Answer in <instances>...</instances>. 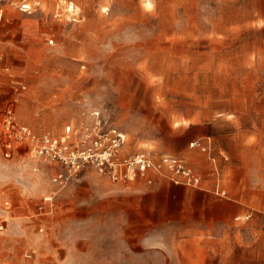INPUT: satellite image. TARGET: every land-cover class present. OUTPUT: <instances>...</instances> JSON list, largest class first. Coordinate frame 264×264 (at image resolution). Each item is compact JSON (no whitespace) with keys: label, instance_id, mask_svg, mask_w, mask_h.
<instances>
[{"label":"rangeland","instance_id":"1","mask_svg":"<svg viewBox=\"0 0 264 264\" xmlns=\"http://www.w3.org/2000/svg\"><path fill=\"white\" fill-rule=\"evenodd\" d=\"M8 109L19 126L49 134L73 157L116 130L126 138L121 162L141 152L173 155L203 180L226 173L264 190V0H0V121ZM207 140L217 169L190 147ZM17 146L6 159L0 143L3 193L21 192L31 211L0 217V264H47L36 262L30 235L14 244L16 220L61 247L79 232L63 227L62 212L85 204L94 211L96 197H125L129 184H173L152 173L151 184L114 183L89 165L61 186L53 178L67 170ZM5 201L10 212L15 204ZM240 237L264 244V215L246 221Z\"/></svg>","mask_w":264,"mask_h":264},{"label":"crops","instance_id":"2","mask_svg":"<svg viewBox=\"0 0 264 264\" xmlns=\"http://www.w3.org/2000/svg\"><path fill=\"white\" fill-rule=\"evenodd\" d=\"M15 150L19 152L18 147ZM5 184L0 178V217L27 218L31 210L24 208L22 193L4 194ZM217 186L226 196L215 193ZM125 187L132 192L125 197L112 194L110 201L96 197L94 211L85 204L78 213L62 212L63 227L79 232L70 231L61 247L33 237L18 220L13 222L20 227L13 232L14 244L30 235L36 262L47 264H264V244L240 242L245 222L264 215V190L249 188L246 180L230 181L223 173L215 183L205 177L200 188L167 182L155 188ZM7 199L15 204L10 212ZM52 218L42 220L50 230ZM107 237L109 247L102 245Z\"/></svg>","mask_w":264,"mask_h":264},{"label":"built area","instance_id":"3","mask_svg":"<svg viewBox=\"0 0 264 264\" xmlns=\"http://www.w3.org/2000/svg\"><path fill=\"white\" fill-rule=\"evenodd\" d=\"M125 141V136L116 130L111 134L98 133L93 148L84 149L77 157H73L68 152L67 146H62L61 142L53 139L49 134L38 136L29 128L19 126L11 109L6 111L0 121V143L5 158H11L18 144H28L33 148L32 153L37 158L46 163H55L61 169L67 170V173L57 174L53 178V181L61 186L89 165H94L100 175L109 176L114 183L133 182L140 177L145 178L151 184L149 174L152 173L168 179L176 186L184 185L194 188L202 186V175L184 159L177 156L162 155L155 158L151 153L141 152L121 162L118 153ZM190 147L199 148L202 153H207L217 169L216 159L211 158V140H207L205 144L195 141L190 144ZM215 193L219 196H226L219 186L216 187ZM3 229L4 225L0 226V231ZM26 258L30 259L31 255H26Z\"/></svg>","mask_w":264,"mask_h":264},{"label":"bare ground","instance_id":"4","mask_svg":"<svg viewBox=\"0 0 264 264\" xmlns=\"http://www.w3.org/2000/svg\"><path fill=\"white\" fill-rule=\"evenodd\" d=\"M67 131H68V130H67ZM69 131H71V129H69ZM46 200H51V199L47 198Z\"/></svg>","mask_w":264,"mask_h":264}]
</instances>
